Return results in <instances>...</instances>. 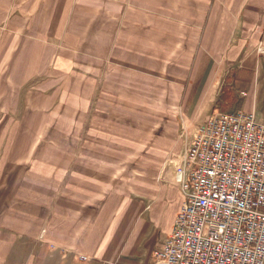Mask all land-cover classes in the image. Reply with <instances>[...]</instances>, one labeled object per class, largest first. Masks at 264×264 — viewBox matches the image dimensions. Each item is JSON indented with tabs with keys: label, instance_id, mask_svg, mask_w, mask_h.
Segmentation results:
<instances>
[{
	"label": "crops",
	"instance_id": "0c3cea01",
	"mask_svg": "<svg viewBox=\"0 0 264 264\" xmlns=\"http://www.w3.org/2000/svg\"><path fill=\"white\" fill-rule=\"evenodd\" d=\"M233 69L264 120V0H0V264H153Z\"/></svg>",
	"mask_w": 264,
	"mask_h": 264
},
{
	"label": "built area",
	"instance_id": "2783aa9c",
	"mask_svg": "<svg viewBox=\"0 0 264 264\" xmlns=\"http://www.w3.org/2000/svg\"><path fill=\"white\" fill-rule=\"evenodd\" d=\"M169 167L184 201L153 264H264V120L216 105Z\"/></svg>",
	"mask_w": 264,
	"mask_h": 264
},
{
	"label": "trees",
	"instance_id": "16d2710c",
	"mask_svg": "<svg viewBox=\"0 0 264 264\" xmlns=\"http://www.w3.org/2000/svg\"><path fill=\"white\" fill-rule=\"evenodd\" d=\"M236 69H233L231 71V73H228L225 80H224V84L222 86V96L227 99L230 100L231 103H233L234 101H237L238 99V94H239V89L235 87V83L237 80V75L238 73L236 72Z\"/></svg>",
	"mask_w": 264,
	"mask_h": 264
},
{
	"label": "rangeland",
	"instance_id": "374dc122",
	"mask_svg": "<svg viewBox=\"0 0 264 264\" xmlns=\"http://www.w3.org/2000/svg\"><path fill=\"white\" fill-rule=\"evenodd\" d=\"M221 89H222V87H221ZM222 90L220 91V96H219V98L216 100V103L219 105V108L221 107V105L219 104L220 102H222ZM223 100H224V98H223ZM227 100V99H226ZM227 104H225L228 108H223V109H221L222 111H233V110H237V109H239V107L238 106H236V107H234L233 108V106H230V105H234L237 101H234L233 103H231V101L230 100H227ZM238 105V104H237ZM169 169V168H168Z\"/></svg>",
	"mask_w": 264,
	"mask_h": 264
}]
</instances>
